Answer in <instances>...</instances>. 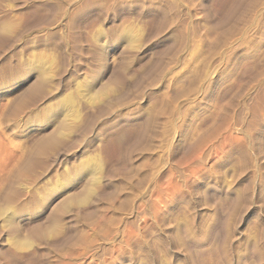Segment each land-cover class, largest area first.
Returning <instances> with one entry per match:
<instances>
[{
	"label": "rangeland",
	"instance_id": "374dc122",
	"mask_svg": "<svg viewBox=\"0 0 264 264\" xmlns=\"http://www.w3.org/2000/svg\"><path fill=\"white\" fill-rule=\"evenodd\" d=\"M71 1L0 0V254L19 262L55 242L62 257L51 251L46 264H264V42L250 51L251 1L223 24L228 0H207L211 24L197 9L182 40L180 6L163 2L159 17L144 8L157 0ZM212 218L210 239H186ZM249 242L257 258L239 263Z\"/></svg>",
	"mask_w": 264,
	"mask_h": 264
},
{
	"label": "bare ground",
	"instance_id": "6f19581e",
	"mask_svg": "<svg viewBox=\"0 0 264 264\" xmlns=\"http://www.w3.org/2000/svg\"><path fill=\"white\" fill-rule=\"evenodd\" d=\"M25 1V0H24ZM31 1V0H30ZM72 1H74L75 2V0H72ZM72 1H71V3H72ZM89 0H86L85 1V3H84V5H81V6H83L82 8L84 9V8H87V7H89L90 5H91V3L90 2H88ZM91 1V0H90ZM94 1V0H93ZM92 1V2H93ZM126 1H128V0H126ZM143 1V0H142ZM147 1V0H146ZM149 1V0H148ZM154 2H155V0H153ZM195 1V0H194ZM207 0H197V3H193V0L191 1L190 0V2H187V3H185L186 1H184V0H157L155 3H150V4H148V3H146V4H148V5H145V7L144 8H147V9H149L150 10V12L151 13H153V14H155V15H157V16H159V15H163V13H164V9H163V7L164 6H162V3L164 2L165 3V5L166 6H170L171 8H177L178 6H180L179 8L181 9V11H182V14H183V20L182 21H179L181 24L180 25H182L183 27H184V32H183V35L181 36V40H182V37L184 36V37H186L185 35H184V33L187 31H193V28L195 27H191L190 28V24H191V22H192V20H193V18H194V16H196V14H198V13H195V11H197V9L199 10H201V15H202V17H203V15H204V19L206 20V21H208V22H210V24H211V21L213 20V18L215 17V13L213 14V18L212 17H210L212 14H210V13H212V12H210L209 13V9L207 10V8L206 7H208V5L207 4H205V2H206ZM211 1V0H210ZM213 1V0H212ZM241 0H228L227 2L226 1H224V3L226 2L227 3V5H226V3H225V5L223 4V5H221V6H225V9L224 10H222V13H221V16H218L220 19H217V22H218V20H220L221 21V19L223 20V18H225V19H227L226 17H228V16H230V14L232 13V12H234V9L236 8V6H240V5H238V3L240 2ZM246 1V0H245ZM249 1H251V6H250V11H251V13H248V14H250V16H248V17H250V19H251V23H252V25L255 27V29L257 28L258 29V35H259V37L257 38V40H255L253 37H251L252 39H254V46L253 47H251V49L252 50H250V51H254L255 49H257V47L258 46H260L261 44H262V42H264V0H249ZM27 2V1H26ZM29 2V1H28ZM34 2V1H33ZM36 2V1H35ZM35 2H34V4H35ZM43 2V1H42ZM45 2V1H44ZM43 2V3H44ZM70 2V1H69ZM95 2V1H94ZM145 2V1H144ZM70 3V4H71ZM83 3V2H82ZM95 3H97V2H95ZM94 3V4H95ZM131 3V2H130ZM212 3V2H211ZM210 3V4H211ZM247 3V1L245 2V4ZM250 3V2H249ZM38 4H40V3H38ZM69 4V3H68ZM67 4V5H68ZM75 4V3H74ZM93 4V5H94ZM141 4H142V2H141ZM144 4V3H143ZM210 4H209V6H210ZM240 4V3H239ZM243 4V3H242ZM242 4H241V6H242ZM244 4V5H245ZM71 5H73V4H71ZM122 5V4H121ZM207 5V6H206ZM212 5V4H211ZM248 4H246V7H248L247 6ZM74 6H76V4L74 5ZM79 6V5H78ZM96 6H98V5H96ZM165 6V7H166ZM214 6V5H213ZM213 6H211L212 7V9H211V7H210V9L211 10H214L213 9ZM68 7V6H67ZM99 7H100V5H99ZM245 7V8H246ZM66 8V7H65ZM69 8V7H68ZM79 8V7H78ZM81 8V7H80ZM168 8V7H167ZM222 8H224V7H222ZM240 8V7H239ZM238 8V9H239ZM244 8V9H245ZM141 9V8H140ZM166 9V8H165ZM179 9V10H180ZM221 9V8H220ZM237 9V8H236ZM241 9V8H240ZM248 9V10H249ZM44 10V9H43ZM65 10V9H64ZM63 10V11H64ZM82 10V9H81ZM132 10V9H131ZM168 10H169V8H168ZM171 10V9H170ZM219 10V9H218ZM242 10H243V8H242ZM242 10H240V11H242ZM74 11V10H73ZM79 10H77V11H75L73 14L71 13V15L69 16L70 17V19H71V21H72V18L74 17V15H75V13H77ZM167 11V10H166ZM221 10H219V12H220ZM245 11V10H244ZM243 11V12H244ZM169 12V11H168ZM172 12V11H171ZM176 12V11H175ZM179 12V11H178ZM198 12V11H197ZM236 12V11H235ZM234 12V13H235ZM238 12V11H237ZM246 12V11H245ZM46 13H47V11H46ZM62 13H64V12H62ZM181 13V12H180ZM44 14V13H43ZM48 14V13H47ZM47 14H45V16H47ZM78 14V13H77ZM76 14V15H77ZM167 13L165 12V15L164 16H167L166 15ZM177 14H179V13H177ZM176 14V15H177ZM217 14V13H216ZM169 15V14H168ZM173 16H174V14H172ZM241 15V14H240ZM243 15V14H242ZM242 15L240 16V17H242ZM64 16V15H63ZM67 16V15H66ZM65 16V17H66ZM178 16V15H177ZM200 16V15H199ZM233 16V15H232ZM239 16V15H238ZM160 17V16H159ZM201 17V16H200ZM217 17V16H216ZM237 17V16H236ZM244 17H246V16H244ZM60 18H62V17H60ZM170 18V17H169ZM169 18H168V20H169ZM174 18H175V20H177L176 19V17L174 16ZM182 18V17H181ZM197 18V17H196ZM232 18V17H231ZM44 19V18H43ZM156 19H157V17H156ZM163 19L164 18H161L160 20H162L163 21ZM195 19V18H194ZM201 19V18H200ZM199 19V20H200ZM234 19V18H233ZM241 19V18H240ZM158 20V19H157ZM167 20V19H166ZM166 20H164V23H165V21ZM154 21H156V20H154ZM162 21H160V23H159V28H158V30L159 29H163L164 27H163V25L161 24L162 23ZM170 22H172V17H171V20H169ZM169 21H167V22H169ZM173 21H174V19H173ZM195 21V20H194ZM194 21H193V23H194ZM227 21V20H226ZM67 22H68V20H67ZM175 22V21H174ZM217 22H216V26H217ZM244 22V21H243ZM246 22V21H245ZM248 22H249V18H248ZM205 23V22H204ZM215 23V22H214ZM213 23V24H214ZM223 24L225 23V21L223 20V22H222ZM70 24V23H69ZM155 24V26H156V24L157 23H154ZM160 24L162 25V27L163 28H160ZM174 24V23H173ZM173 24H171V25H173ZM177 24V23H176ZM168 25V24H167ZM166 25V26H167ZM219 26L221 25V24H218ZM247 25V24H246ZM164 26H165V24H164ZM165 26V27H166ZM168 26H170V25H168ZM174 26V25H173ZM193 26V25H192ZM209 26V25H208ZM215 26V25H214ZM215 26V27H216ZM158 27V26H157ZM156 27V28H157ZM175 27V26H174ZM173 27V28H174ZM251 27V26H250ZM154 28V27H153ZM169 27H167V29H168ZM176 28H177V26H176ZM189 28V29H188ZM248 28V27H247ZM166 29V31L164 32V35H162V38L163 39H168L169 38V36L171 35L170 34V31H169V29L167 30ZM172 29V28H171ZM198 29V28H197ZM216 29H217V27H216ZM246 29V28H245ZM249 29V28H248ZM255 29H253V30H255ZM129 30V29H128ZM127 30V31H128ZM154 30H156V29H154ZM179 30H181L182 31V29L180 28ZM195 30V29H194ZM153 31V30H152ZM151 32V31H150ZM155 32V31H154ZM153 32V33H154ZM163 32V30L161 31V32H159V34L161 35V33ZM186 32V33H187ZM218 32V31H217ZM220 32V31H219ZM252 32V31H251ZM250 32V34L252 35V33ZM256 32V31H255ZM152 33V32H151ZM157 33V32H156ZM155 33V34H156ZM194 33H195V35L197 36V31H194ZM205 33V32H204ZM203 33V34H204ZM135 34V33H134ZM188 34V33H187ZM190 34V33H189ZM255 34V33H254ZM215 35H217V34H215ZM246 34H244V36H245ZM250 35V36H251ZM159 36V35H158ZM189 36V35H188ZM192 36V35H191ZM196 36H194V37H196ZM200 36H201V38H200V40L199 41H201L205 46H210V44H212V42L213 41H211V40H209V39H207V38H205V37H202V35L200 34ZM219 36V35H218ZM156 37H157V35H156ZM190 37V36H189ZM207 37V36H206ZM257 37V36H256ZM150 38H152L153 39V37L152 36H150ZM155 38V37H154ZM199 38H197V39H199ZM214 38H217V37H214ZM219 38V37H218ZM230 38H231V36H230ZM192 39V38H191ZM191 39H190V42H192V41H194L193 39H192V41H191ZM132 40V39H131ZM148 40H149V38H148ZM148 40H146L147 42H148ZM183 40H184V38H183ZM213 40V39H212ZM233 40V39H232ZM231 40V41H232ZM248 40V39H247ZM195 41H196V39H195ZM198 41V40H197ZM196 41V43H198ZM147 42H145V45L147 44ZM152 42V41H151ZM154 42V41H153ZM169 42V41H168ZM180 42V41H179ZM216 42V41H215ZM233 42H234V40H233ZM166 43V42H165ZM174 43V42H173ZM181 43V42H180ZM182 43H183V41H182ZM232 43V42H231ZM230 43V44H231ZM242 43V42H241ZM250 43V42H249ZM137 44V43H136ZM186 44H188V43H183V44H181L182 46H180L181 47V49H179L180 51V53H181V51H183L184 49H185V47H186ZM192 44V43H191ZM198 44H200V42L198 43ZM214 44V43H213ZM150 45V44H149ZM173 45V44H172ZM190 45V44H189ZM201 45V44H200ZM239 45V44H238ZM250 45H252L251 43H250ZM250 45H248V46H250ZM134 46V45H133ZM144 46V45H143ZM168 46V45H167ZM167 46H165V47H167ZM192 46V45H191ZM237 46V45H236ZM247 46V47H248ZM146 46H144V48H145ZM149 47V46H148ZM246 47V48H247ZM124 48V47H123ZM133 48H136V47H133ZM202 48V47H201ZM231 48V47H230ZM250 48V47H249ZM260 48V47H259ZM122 49V48H121ZM169 49V48H168ZM171 49V48H170ZM178 49V48H177ZM123 50V49H122ZM128 50V49H127ZM232 50V49H231ZM258 50V49H257ZM168 51V50H167ZM247 51V50H246ZM123 52V51H122ZM231 52V51H230ZM225 53V52H224ZM229 53V52H228ZM251 53V52H250ZM255 53V52H254ZM97 54H99V53H97ZM104 55V54H103ZM225 55H227L226 53H225ZM229 55V54H228ZM231 55V54H230ZM239 55V54H238ZM237 55V56H238ZM97 56V55H96ZM99 57V56H98ZM102 57V56H101ZM233 57V56H232ZM231 57V58H232ZM235 57V56H234ZM234 57H233V59H234ZM162 58V57H161ZM170 58V57H169ZM228 58V57H227ZM228 59H230V56H229V58ZM242 59V58H241ZM244 59V58H243ZM238 60V59H237ZM98 61V60H97ZM131 61V60H130ZM227 62H228V60H226ZM105 62V61H104ZM226 62V63H227ZM232 62V61H231ZM230 63V62H229ZM235 63V62H234ZM237 63V62H236ZM264 64V63H263ZM32 65L33 66H35V67H41L42 66V63L40 62V61H33L32 62ZM142 66V65H141ZM164 66V65H163ZM236 66V65H235ZM234 66V67H235ZM228 67H230V66H228ZM169 68V67H168ZM233 68V67H232ZM264 69V68H263ZM45 70V69H44ZM229 70V69H228ZM227 70V71H228ZM232 70V69H231ZM26 71V70H25ZM226 71V72H227ZM263 73H264V70H263ZM262 73V74H263ZM182 74V73H181ZM184 74V73H183ZM233 74V73H232ZM261 74V75H262ZM260 75V76H261ZM264 75V74H263ZM42 77V76H41ZM40 77V78H41ZM186 76H185V74L184 75H179L178 77H176L175 79H174V81H172V83L170 84V86H168V88H167V92H172V90H173V88L175 87V85L177 86V84L176 83H178L179 81L181 82V81H183V80H185L184 78H185ZM188 77V76H187ZM258 77V76H257ZM262 77H264V76H262ZM218 78V77H217ZM261 78V77H260ZM158 79V78H157ZM225 79V78H224ZM227 79H229V77L227 78ZM227 79H225V80H227ZM214 81V80H213ZM248 81V80H247ZM253 81V80H252ZM258 81V80H257ZM116 82V81H115ZM261 82V81H260ZM155 83V82H154ZM218 83V82H217ZM115 84V83H114ZM118 84V83H117ZM214 84V83H213ZM212 84V85H213ZM219 84V83H218ZM258 84H259V82H258ZM37 85H41V86H44V85H42L41 83H40V81H39V83L37 84ZM215 85V84H214ZM257 85V84H256ZM210 86H211V84H210ZM258 86H260V87H258ZM257 87L258 88H260V91H258L257 92V96H258V101H257V105H260L259 103V101H261V100H263V102H264V83L263 84H261V85H258ZM33 87V86H32ZM85 89V92H86V95L87 96H89V97H91V96H93V93H92V91H90V84L88 83V84H85L84 86H83ZM166 87H167V85H166ZM175 90V89H174ZM259 90V89H258ZM35 91V90H34ZM255 96H256V94H255ZM255 96H254V98H255ZM257 96H256V98H257ZM92 98V97H91ZM255 98V99H256ZM93 99V98H92ZM252 101V100H251ZM66 102H68V99L66 100ZM254 102V101H253ZM262 102V101H261ZM69 103H65L64 105H63V108H67L66 106L68 105ZM256 104V103H255ZM263 104V103H262ZM262 104L260 105V106H262ZM18 105V104H17ZM17 105H14V108L15 109H17L16 108V106ZM264 105V104H263ZM255 107H256V105H255ZM254 107V108H255ZM18 110V109H17ZM16 110V111H17ZM15 111V110H14ZM255 111V110H254ZM254 115H256V113L254 114ZM252 117V116H251ZM215 118V117H214ZM255 118V117H254ZM223 119V118H222ZM251 119V118H250ZM244 120V119H243ZM255 120H257L256 118H255ZM254 120V122H256ZM249 122V121H248ZM250 122H253V121H250ZM253 122V123H254ZM258 122V121H257ZM256 122V123H257ZM247 123V122H246ZM258 124H260V122H258ZM257 125V124H256ZM263 125V124H262ZM251 125L249 124V126L248 127H250ZM246 127V126H245ZM247 128V127H246ZM248 129V128H247ZM252 129V128H251ZM246 130V129H245ZM250 129H248V131H249ZM255 130V129H254ZM247 131V130H246ZM260 131V130H259ZM262 131V130H261ZM264 131V130H263ZM244 132V131H243ZM255 132V131H254ZM55 133V132H54ZM250 134H251V132H250ZM44 136V135H43ZM256 136V135H255ZM45 137V136H44ZM54 137L55 136H53V134H51V136H47V137H45V139H39L38 141H36L35 142V144H34V146H35V150L37 149V148H40L46 141H49L50 143H54V142H56L55 141V139H54ZM254 137V136H253ZM246 138H247V136H246ZM259 138H261V137H259ZM248 139V138H247ZM251 140H252V138H251ZM250 140V141H251ZM256 140H258L257 138L255 139V141ZM184 141V140H183ZM254 141V140H253ZM253 141H251V142H253ZM261 141H263V140H261ZM184 143V142H183ZM261 143V142H260ZM256 144V143H255ZM263 144V143H262ZM52 145V144H51ZM187 145V144H186ZM254 145V144H253ZM252 145V146H253ZM3 146V145H2ZM45 146V145H44ZM43 146V148L45 149V147ZM251 146V144H250V147H252ZM255 146V145H254ZM260 146V145H259ZM248 147V146H247ZM258 147V146H257ZM263 146H261L260 148H262ZM0 148H1V146H0ZM42 148V147H41ZM259 148V149H260ZM2 149V148H1ZM1 149H0V151H1ZM25 149V148H24ZM248 149V148H247ZM250 149V148H249ZM253 149V148H252ZM3 150V149H2ZM39 150V149H38ZM43 149H41V151H42ZM255 150V149H254ZM253 150V151H254ZM41 151H39V152H41ZM246 151H248V150H246ZM264 151V150H263ZM262 151V154L264 153ZM2 152V151H1ZM28 152V151H27ZM250 150H249V154H250ZM255 152V151H254ZM256 152H257V150H256ZM35 152H34V150H30L29 151V153H27L26 154V156H25V158H23V162L19 165V166H15V168L13 169V178L14 179H17V178H19V177H21L22 175H23V173L24 172H26L28 169H27V167L29 166V163H30V159H31V157L33 156V154H34ZM252 153V152H251ZM259 153V152H258ZM5 154H6V152H5ZM5 154H4V156H5ZM39 154V153H38ZM37 154V155H38ZM253 154V153H252ZM35 155V154H34ZM248 155V154H247ZM256 155H257V153H256ZM0 156H1V154H0ZM3 156V157H4ZM6 156H8V155H6ZM10 156H12V153H10ZM253 156V155H252ZM18 157V156H17ZM248 157H250V159L252 160V158H251V156H248ZM2 158V157H1ZM1 158H0V160H1ZM254 158V157H253ZM257 158V157H256ZM4 159H6V158H4ZM21 160V159H20ZM260 161V160H263V157H261V156H259V158L257 159V160H254V162H255V164L254 165H256V161ZM2 161V160H1ZM4 161V160H3ZM8 162V161H7ZM6 162V163H7ZM1 163V162H0ZM9 163V162H8ZM14 163V162H13ZM262 163V162H261ZM10 164V163H9ZM32 164V163H31ZM14 165V164H13ZM2 166V165H1ZM6 166V165H5ZM5 168V167H4ZM6 169V168H5ZM7 169H8V167H7ZM242 169V168H241ZM256 169V168H255ZM90 170H92L93 171V173H94V170H97L96 168L94 169H90ZM258 170V169H257ZM257 170H255V176L257 177V176H259V173L257 172ZM10 171V170H9ZM31 171V170H30ZM259 171V170H258ZM92 173V172H91ZM262 173V172H261ZM1 175V174H0ZM260 177H262V174L260 175ZM262 180H264V179H262ZM262 183V182H261ZM213 186V185H212ZM1 188V187H0ZM223 188V187H222ZM209 189V188H208ZM230 189L231 188H229V187H227V185H226V187H224V191H226V192H229L230 191ZM35 192V191H34ZM91 192V191H90ZM29 193H31V192H29ZM88 193V192H87ZM1 194V193H0ZM33 194V193H32ZM35 195H37V194H35ZM38 195H40V194H38ZM14 196V195H13ZM28 196V195H27ZM31 196H33V195H31ZM29 197H30V195H29ZM40 197V196H39ZM236 197H238V196H236ZM27 198V197H26ZM50 198V197H49ZM60 199V198H59ZM236 199V198H235ZM36 200V199H35ZM39 200V199H38ZM47 200V199H46ZM10 201V200H9ZM25 201H27V200H25ZM28 201H30V200H28ZM57 201V200H56ZM62 201V200H61ZM74 201V200H73ZM233 201H235L234 200V198H233ZM237 201V200H236ZM33 203V202H32ZM57 203V202H56ZM49 204V203H48ZM53 204V203H52ZM63 204V203H62ZM55 205V204H54ZM60 204H58L57 206H59ZM52 207H53V205H51ZM7 208V207H6ZM63 208H64V206H63ZM10 209H12V208H10ZM52 209H54V207L52 208ZM56 209V208H55ZM54 209V210H55ZM48 210V209H47ZM59 210V209H58ZM57 210V213H60V210L58 211ZM3 211V210H2ZM7 211V210H6ZM48 211H53V210H48ZM61 211H63V209H61ZM74 211V210H73ZM53 212H56V210L55 211H53ZM75 212V211H74ZM5 213V212H4ZM3 213V214H4ZM71 213V212H70ZM6 214V213H5ZM44 214V213H43ZM50 214V213H49ZM69 214V213H68ZM8 215H9V213H8ZM53 215V214H52ZM72 215V214H71ZM70 215V216H71ZM69 218V217H68ZM220 218V217H219ZM33 219V218H32ZM41 222V221H40ZM33 223V222H32ZM38 222H36V224H34V225H38L37 224ZM214 223H215V219L214 218H212V219H210L209 220V222L207 223V225H206V227H205V229H204V232H202L203 234L202 235H198V237H196L195 235L196 234H194V235H191V233L190 234H188L187 233V235H186V239L189 241V242H191V241H195V242H197V241H200L201 239L203 240V239H206V238H209L210 239V237L212 236V234H211V231H212V229H214V227H213V225H214ZM29 224V223H28ZM42 224V223H41ZM26 226H28V225H26ZM29 227H31V226H29ZM237 227V226H236ZM21 229V228H20ZM25 229V228H24ZM26 229H27V227H26ZM33 229V228H32ZM38 229V228H37ZM35 230V229H34ZM40 230V229H39ZM183 230V229H182ZM22 231V230H21ZM36 231V230H35ZM35 231H33L32 233L33 234H35L36 235V233H34ZM40 231H42V230H40ZM187 231V230H186ZM27 232V231H26ZM47 232V231H46ZM21 234H23V233H21ZM26 234V233H25ZM45 234V233H44ZM186 234V233H185ZM210 234H211V236H210ZM27 235V234H26ZM35 237V236H34ZM46 237V236H45ZM53 237V236H52ZM21 238V237H20ZM209 239H207V240H209ZM13 240V239H12ZM39 240V239H38ZM255 240V239H254ZM40 241V240H39ZM53 241V240H52ZM57 241V240H56ZM60 241V240H59ZM64 241V240H63ZM6 242V241H5ZM34 242V241H33ZM1 243V242H0ZM13 243V242H12ZM15 243V242H14ZM50 242H48V243H40V244H36V246L34 247V254H33V256H25V259H23L22 261H19V262H16V261H14V260H12L10 257H7L6 255L5 256H3V255H1L2 253L4 254V251L5 250H7L6 248L5 249H3V250H1L2 249V244H0V250L1 251H3L1 254H0V264H46L47 263V261H49L48 259H49V252H53V254L55 253V255L57 254L58 255V257L60 256V257H62L61 256V251H62V249H64V248H62V245L61 244H55V242H53L52 244H49ZM59 243V242H58ZM61 243V242H60ZM5 244V243H4ZM7 244V243H6ZM16 244V243H15ZM30 244H32V243H30ZM30 244H28V245H30ZM26 245V244H25ZM34 245V244H33ZM92 245V244H91ZM15 246V245H14ZM19 247L20 246H22L21 244L20 245H18ZM32 246V245H31ZM97 246V245H96ZM186 246V245H185ZM16 247V246H15ZM9 248H12V247H9ZM14 248V247H13ZM30 248V247H29ZM28 248V249H29ZM33 248V247H32ZM95 248V247H94ZM223 248V247H222ZM25 249L27 250V248L25 247ZM97 249V248H96ZM103 249V248H102ZM17 250H19V248L17 249ZM90 250V249H89ZM0 251V252H1ZM64 251V250H63ZM243 252L240 254V255H238V262L240 263V262H243L244 260H246L247 258H251V259H256L257 257V255H258V253H257V249H256V247H255V245H254V243L253 242H249L247 245H246V247L244 248V250H242ZM25 252V251H24ZM259 252V251H258ZM68 253V252H67ZM29 254V253H28ZM50 254H52V253H50ZM52 254V255H53ZM25 255V254H24ZM27 255V254H26ZM9 256V255H8ZM20 256V255H19ZM23 257V256H22ZM66 257V256H65ZM77 256H75V258H76ZM20 258V257H19ZM68 258H70V256L68 255ZM259 258V257H258ZM54 259V258H53ZM52 259V260H53ZM79 259H81L80 257H79ZM79 259H77V260H79ZM261 259V258H260ZM57 260V259H56ZM84 260V259H83ZM55 261V260H54ZM253 261V260H252ZM260 261V260H259ZM60 262V261H59ZM75 262V261H74ZM261 262V261H260ZM72 263V262H71ZM78 263H79V261H78ZM81 263V262H80ZM86 263V262H85ZM76 264V263H75ZM82 264V263H81ZM103 264H105V263H103Z\"/></svg>",
	"mask_w": 264,
	"mask_h": 264
}]
</instances>
